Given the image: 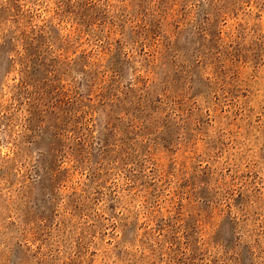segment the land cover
Wrapping results in <instances>:
<instances>
[{
    "label": "rangeland",
    "instance_id": "obj_1",
    "mask_svg": "<svg viewBox=\"0 0 264 264\" xmlns=\"http://www.w3.org/2000/svg\"><path fill=\"white\" fill-rule=\"evenodd\" d=\"M0 264H264V0H0Z\"/></svg>",
    "mask_w": 264,
    "mask_h": 264
}]
</instances>
